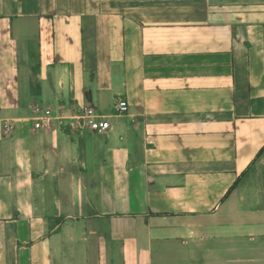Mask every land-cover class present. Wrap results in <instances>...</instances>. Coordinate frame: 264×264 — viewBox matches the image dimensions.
<instances>
[{"label":"crops","instance_id":"0c3cea01","mask_svg":"<svg viewBox=\"0 0 264 264\" xmlns=\"http://www.w3.org/2000/svg\"><path fill=\"white\" fill-rule=\"evenodd\" d=\"M0 264H264V0H0Z\"/></svg>","mask_w":264,"mask_h":264},{"label":"built area","instance_id":"2783aa9c","mask_svg":"<svg viewBox=\"0 0 264 264\" xmlns=\"http://www.w3.org/2000/svg\"><path fill=\"white\" fill-rule=\"evenodd\" d=\"M115 114H122L128 110V101L119 99L113 106ZM32 121L33 130L49 129L52 118L65 121L69 120L71 127L80 132L85 129H90L97 133H103L110 128V122L106 115L98 112L93 106L83 105L79 108H74L70 113H66L63 106L58 108L57 113H53V109L48 106H43L40 103H35L32 106ZM12 125L7 122L5 131H10Z\"/></svg>","mask_w":264,"mask_h":264}]
</instances>
